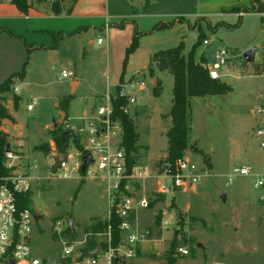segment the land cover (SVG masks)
I'll return each instance as SVG.
<instances>
[{"label":"rangeland","instance_id":"obj_1","mask_svg":"<svg viewBox=\"0 0 264 264\" xmlns=\"http://www.w3.org/2000/svg\"><path fill=\"white\" fill-rule=\"evenodd\" d=\"M146 1L148 6H145ZM28 3L31 9L54 13L55 9L66 12L71 0H28ZM108 7L111 14L117 13L133 21L132 26L126 30L116 31L110 36V40L105 32L93 31L71 39L64 37L56 58H52L53 63L48 67L45 76L36 69L27 76L25 74L26 90L23 92L22 103L13 92L16 81H19L17 78L0 93V104L6 112L16 113L18 122L16 133L28 137L23 139L9 136L5 148L8 145L9 150L12 147L14 151H19L20 156L24 157L23 162H28L27 164L34 162L32 171L25 169L26 172H20L23 174L28 172L29 177L32 197L31 205L27 208L32 214L36 210L39 211L42 218L33 225L30 240L32 255L37 258L53 259L60 255L62 249L60 239L54 234L57 223L64 230L61 234L63 240L68 245L75 244V249L81 247V253L87 239L96 244L106 241L104 234L96 235L89 230L97 223V220L92 218L105 219L110 211L109 182L103 174L97 173L91 177L83 176V172L79 171L62 179L45 160L49 158L54 163L56 155L68 153L74 156L68 166L75 161L82 165L81 152L86 150L84 148L89 146V138L94 136L89 135L88 130L82 132L81 129L87 127L80 122L73 125L74 128L69 124L63 127V121L60 124L57 122L59 117L55 118V122L58 127L62 125V128H54L52 125L47 128L52 116H56L53 106L55 99L70 96L69 104L71 103L75 109L86 106V109L89 107L96 110L102 99L99 95L109 92V95L114 97L120 78L123 76L125 80L133 71L146 67L152 53L174 48L182 42L183 52L187 54L200 32L209 44L206 46L201 44L195 50L194 60L199 61L204 57L207 65H211L216 52L224 48L230 57L218 71L217 80L226 83L232 89L226 95L190 100L189 143L204 154L202 157L192 149L186 150L184 155L199 169L206 171L207 176L200 180L197 192L168 193L163 197L164 200L153 202L161 207L157 211L138 210L137 223L140 230L151 219L150 213L155 214L152 218L154 223L157 213L160 214L162 209L166 210L170 223L166 229L161 226L160 230L153 227L150 239H147L145 231L139 232L137 226H134L137 232L144 236V240L136 243L135 254L131 258H126L123 264H169L168 258L173 259L175 264H264V207L257 203L258 191L252 186L257 176L264 173V150L259 147V139L255 135L262 115L254 113L256 110L264 109V65L258 66L259 51H256L253 64H247L242 58L246 50L256 49L264 41V32L257 15L248 13L252 4L245 8L244 12L247 14L241 21L235 14L217 10L216 7L209 5L208 14L198 19V15H202L203 11L197 8L195 0H108ZM184 14L190 15L187 18L192 25L184 22L176 27L153 31L161 24L173 22L177 15ZM135 30L147 35L141 36L137 47L129 51ZM98 37L103 39L100 46L96 42ZM6 39L3 37L0 43V84L9 76L3 75L4 57H7L8 53L11 55L13 53L12 48L4 49L8 47L5 45ZM15 53L17 57L18 54ZM25 56L22 53L21 68L17 73L27 61ZM63 73H71L72 77L64 79ZM146 77L158 81L160 95L155 97L148 80L147 90L136 93L140 98L138 103L145 106L134 120L137 150L131 160L134 177L128 179L134 192L129 195H134L139 190H144L148 195L155 191V185L157 189V183L161 181L157 176L161 172L160 168L167 153L165 134L171 126L170 119L167 118L172 101L171 75L167 71H159L158 80L154 67L152 78L148 70ZM71 79L79 81V87L74 95H69ZM33 97L38 99L34 110L26 112L27 102ZM153 98H157V102L152 103ZM59 102L66 106L65 109H61V117L66 120L64 116L68 111L66 97L61 98ZM10 117L11 119L5 123L16 124L15 119L11 115ZM81 122L91 124L92 128L100 130V122L94 114ZM54 129H62L61 134L72 132L62 139L68 143L61 148H57L56 143L52 141ZM0 131L4 133L1 123ZM73 141L81 147V151L75 148ZM105 141L112 146L116 145L115 136L111 133L106 139L102 138V142ZM232 144L241 147L239 155L230 156ZM242 167L250 168V175L233 174L234 169ZM145 172L149 176L143 188L141 180L144 179H140L138 174ZM35 175L37 179L31 180L30 177ZM112 192L110 190V193ZM174 195L176 197L172 198ZM69 219L74 220V230L67 229ZM104 219L98 221L103 223ZM78 242L83 243L82 246H79ZM179 247L187 248L189 255L180 256L176 250ZM114 264L122 263L117 261Z\"/></svg>","mask_w":264,"mask_h":264},{"label":"built area","instance_id":"obj_2","mask_svg":"<svg viewBox=\"0 0 264 264\" xmlns=\"http://www.w3.org/2000/svg\"><path fill=\"white\" fill-rule=\"evenodd\" d=\"M248 13L257 15L261 28L264 32V0L252 3V7ZM245 14L244 11L238 13V18H242ZM97 45L103 44L101 37L97 38ZM203 45H208L209 41L204 40ZM259 51L260 62L258 66L264 65V41L261 45L256 47ZM230 55L228 52L221 48L214 56V62L207 65V70L212 79L219 78V70L228 61ZM264 71V69H263ZM72 77L71 73H63L62 78L68 79ZM147 78L142 73H137L133 79H129L121 85L119 96L126 99V106L123 111L126 114L130 113L132 106L137 103L136 92L142 91L148 87ZM127 88V92L124 89ZM14 93L18 94L17 87H14ZM111 97L109 92L102 96L101 103L95 110V115L100 122V130L92 128L91 124H87L88 134L94 135L89 138V146L85 147L81 155L84 157L90 154V164L87 165L83 172L85 175L94 177L97 173H102L103 177L109 182V206L114 215L120 220L119 230L121 233V241L117 249L110 246V228L108 227L105 247H101L102 251L96 257L86 256L81 253V247L75 249L74 245H68L61 237L64 230L61 229L57 223L54 234L60 239L62 247L61 253L55 259L53 258H37L32 255L30 240L33 225L37 222L34 214L28 210L27 207H19L21 198L27 196L30 192L29 177L27 174L16 172L19 166L18 161L20 157L12 151L4 152L3 167L8 173L0 177V264H113L117 261L123 262L126 258H131L134 254L136 243L144 240V236L138 233L130 219L131 213L139 209H148L151 202L146 198H137L134 195H126L121 189L123 184L128 178L132 177L133 170L127 168L126 155L119 144L110 145L106 141L103 143L102 138L106 139L108 134L116 137H121V129L117 122H111L112 115ZM37 100L32 99L26 106L27 111H32L36 105ZM257 115H262V119L256 127L255 135L259 139V147L264 150V109L254 111ZM86 131V130H85ZM102 137V135H104ZM101 142V143H100ZM66 155L57 170V176L62 179L68 178L71 174H77L81 171L84 159L81 163L75 161L68 166L70 160L74 156L68 153H61ZM82 157V158H83ZM89 168H92L89 170ZM32 165L29 170H32ZM160 174L157 178L161 179L157 183L156 195L163 198L168 193H187L191 192V187L199 184L200 180L207 176V172L199 169L197 165L191 162L187 156H182L176 159L172 164L164 162L160 168ZM141 173L138 174L140 176ZM233 174L237 176L250 175V168L242 167L234 169ZM229 184V182L227 183ZM226 184V185H227ZM253 189L258 191L257 203L264 207V173L257 176L256 181L253 183ZM110 190L113 192L110 193ZM110 211L107 217L109 220ZM170 221L167 217H162L160 226L163 229L168 228ZM69 228L67 223V229ZM124 235V236H123ZM79 246L83 243L78 242ZM100 246V245H99ZM180 256L186 257L189 255L187 248L179 247L176 249ZM116 253V257L114 256Z\"/></svg>","mask_w":264,"mask_h":264},{"label":"crops","instance_id":"obj_3","mask_svg":"<svg viewBox=\"0 0 264 264\" xmlns=\"http://www.w3.org/2000/svg\"><path fill=\"white\" fill-rule=\"evenodd\" d=\"M214 1L213 0H195L197 8L199 7V9H202L201 11H203L201 13L202 15H198L200 17V18L197 17L198 19H202L201 16H206L208 14V8H209L208 5H209V6L216 7L217 10L233 13L235 14L236 18L239 21H241L243 17L238 18L237 15L239 12H231V10L232 9H240V10L245 9V8L250 7L252 4V0H214ZM189 16L190 15L188 14L177 15L176 19L173 21L174 23L173 27H176L180 23H184V22L188 23L189 25H192L190 23L189 18H187ZM133 23H134L133 21L127 20L126 17L121 16L117 13L111 14L109 11V7H108V0H78L75 3V5L72 7V9L70 10L69 14L62 12L59 15H55L52 12H46L45 10H42V9H31V8L28 10L27 14H23L11 3V0H0V43L2 42V38L6 37L7 42L5 41L6 42L5 45L8 47H5L4 49H8V48L13 49V53H12L13 57L10 53L7 54V57H4L5 61L2 63L3 64L2 70L4 72L3 75H6L5 77H7V75L11 76V75L17 74V71L20 70L21 68L22 53H24V56L26 55L25 57L27 59L26 71H25L26 76L32 73L35 69L42 76H45L48 67L53 63V61H51L52 58H56V54L60 46L63 43L64 37L66 39H71V38L79 37L83 33L93 31L97 33L105 32L107 38H109L110 40L111 39L110 36L115 34L116 31L126 30V28L128 29V27L132 26ZM119 25L121 26L120 28H119ZM108 42L109 41H107V45L109 47ZM15 52H17L18 54L17 57L15 55L16 54ZM154 53H152V55ZM195 62H198V61L195 60ZM147 66L138 71H133L132 74L130 75H127L124 82L128 81L129 79H133V77L137 73H142L146 77ZM158 72L159 71H157V79L159 80ZM9 76L7 78H9ZM26 76H24L23 80L16 81V85L14 86V87H17L18 89L17 96L19 97L20 103H22L23 101V98H22L23 92L26 90L25 89L26 85L24 82V79L27 78ZM146 78L149 82L151 81L150 78L148 77ZM70 86H71V89H70L69 95H74L77 88L79 87V81L76 79L75 80L71 79ZM147 88L142 91H138L136 93L145 92ZM124 91L127 92V88H125ZM103 95H99V96L102 97ZM64 97H67V96H61L55 99L53 106L56 110L55 111L56 116L55 115L52 116L50 124L47 125V128L51 127V125L54 128L58 126L57 123L55 122L56 117H59V120L57 121L59 124L63 121V127L69 124L71 128H74V126L79 122L81 124H85V127H87V123H83L81 121L88 116L91 117V115L93 114L95 115V110L89 107L86 109V106L75 109L73 106H71V103L69 104L68 102L67 103L68 111H66V115H64L66 116V120H63V118L61 117L62 112H61V109L59 108V103H60L59 101L61 98H64ZM33 98L38 100L36 97H33ZM139 99L140 98L138 97L137 102H136L137 104L135 106H132L130 110L131 111L130 118L133 120L135 128H136V123L134 122V120L137 119L140 113H142V110L145 106L144 104L138 103ZM151 101L152 103L157 102V98L156 99L153 98L151 99ZM20 103H19V106H20ZM29 103L30 102H27V105ZM170 107H171V104L169 106L168 112L170 110ZM25 110H26V107H25ZM33 110L32 111L26 110V112L30 113V112H33ZM9 114L15 119L16 124L7 125L5 123L7 120L6 119L2 120L0 123H1V129L4 131V134L7 135L8 138L9 136H11V138L19 137V138L27 139L28 137L25 138L24 135L22 136L21 133H16L15 131L18 125L16 113L13 114V112H10ZM87 129L88 127L81 129V131L84 132ZM120 141H121V137H118L117 139L115 138L116 144H120ZM232 145H236V144H232ZM237 147L238 148H237L236 155H239L241 153V147L240 146H237ZM10 151H12V153L20 157V160L18 161L19 166L16 168V172L20 173L23 171L26 172V170L28 171L29 167L34 162L32 164L31 163L27 164L28 162L27 163L23 162L24 157L20 156L19 151H14L12 147H10ZM45 160H47V165L50 166V168H52L53 170V167H54L53 161L50 160L49 158ZM131 169L133 170V168ZM27 175H28V172H27ZM148 176L149 175L146 172L141 173L140 176H138L140 179H144V180H141L142 184H144L143 188H145L146 178H148ZM133 177L134 175H132V177L130 178H133ZM30 178L33 181L37 179L36 175ZM128 179L123 183V191L126 195H129V193L134 192L132 185H129L130 181H128ZM154 189L155 191L150 194L148 193V195H146L147 193H145L144 190H139L135 192L134 194L135 197L139 199L146 198V199H149V201L151 202L149 208L143 209V210H148V211L154 210L155 212L161 208L158 206L157 203L153 204V202H156L159 199L164 200L163 198H158V196L156 195V185ZM197 191H198V186L197 185L192 186L190 193H194ZM180 194H184V193H180ZM28 197H29V205H28L29 207L31 205V197H32L30 192L28 194ZM174 197H176V195L172 196V198ZM152 205L153 207H151ZM137 212L138 210L136 212H132L130 219L132 221L133 226H137V229H138ZM34 213H37V215L40 216L39 220L42 219L39 211L36 210V212ZM154 215H155L154 213L152 214L150 213L151 219L149 220V222H147L143 226L141 230L138 229L139 232H142V231L146 232L148 228L154 227V223L152 222L153 221L152 218L154 217ZM163 216L167 217V219L169 220V216L167 215L166 210L162 209L160 214L157 213V217H160V220H161ZM92 219L98 221V220H103L104 218L94 217ZM104 220L106 221L107 218H105ZM158 230H160V223H159ZM96 235H101V234H96ZM158 236H160V233H158ZM154 240H157V239H154ZM97 246H99V244H97ZM120 263L123 264V262H120Z\"/></svg>","mask_w":264,"mask_h":264},{"label":"trees","instance_id":"obj_4","mask_svg":"<svg viewBox=\"0 0 264 264\" xmlns=\"http://www.w3.org/2000/svg\"><path fill=\"white\" fill-rule=\"evenodd\" d=\"M78 0H71L69 9L65 12L70 13V10ZM258 2V0H252V3ZM11 3L23 14H27L31 8L28 0H11ZM148 2L146 1V5ZM245 11V9H232L231 12ZM62 12L59 9L54 10L55 15H59ZM174 23L161 24L156 27L153 31L163 28H171ZM121 26L119 25V28ZM152 33V32H151ZM149 34V33H148ZM147 34H140L135 30L133 42L129 51L134 50L137 47L138 39L141 36ZM206 40L203 38V34L199 32L196 42L191 47L190 51L184 54V44L181 42L176 47L161 50L155 52L149 61L147 70L149 76L152 78L154 67L157 71H167L172 77V101L171 107L168 112V117L171 122V126L166 132L167 138V153L164 162L172 164L176 159L184 156L186 150H192L203 157L204 153L198 152L196 147L190 145V131H191V106L190 100L192 98H204L215 95H226L232 91L231 87L226 83H222L217 79H212L207 70V61L204 57H201L198 62L194 60L195 50ZM26 62L23 64L22 70L14 75L7 78L2 84H0V93L3 91L5 86H10L13 79L23 80L25 76ZM124 83L123 76L120 78V84L115 88V96L111 99L112 115L110 117L111 122H117L121 129V141L119 147L122 148L126 155L127 168L132 167V155L136 152V139L137 134L135 133V125L132 119L123 111L126 106V99L119 96L121 85ZM159 89V90H158ZM5 91V90H4ZM155 97L160 95V87L158 81H155L153 88ZM69 102L70 96L66 97ZM60 109H65L64 104L59 103ZM11 119L10 115L6 112V109L0 104V122L2 120ZM56 128H62L56 127ZM62 129H54L52 131V141L56 143V147L61 148L68 143L67 140L61 138ZM7 135L0 131V177L5 176L8 171L3 167L4 152ZM73 145L77 150L81 151V147L73 141ZM61 152V151H60ZM85 176V172H83ZM123 184H121V189ZM29 197L28 195L21 198L19 207H28ZM160 217L156 218L154 227H159ZM120 220L114 215L112 209L110 210V217L108 221L103 223L98 222L96 225L90 227V231L94 234H105L107 233L108 227L110 228V246L113 249H117L121 241V233L119 230ZM70 230V229H69ZM152 228L146 230L147 239L151 238ZM74 235V234H73ZM101 247H105L104 243L99 244ZM97 246L96 243L92 242L91 239L85 241V248L82 251L84 255L86 251L91 250ZM115 263V262H114ZM113 263V264H114ZM169 264H175L173 259L168 258Z\"/></svg>","mask_w":264,"mask_h":264},{"label":"water","instance_id":"obj_5","mask_svg":"<svg viewBox=\"0 0 264 264\" xmlns=\"http://www.w3.org/2000/svg\"><path fill=\"white\" fill-rule=\"evenodd\" d=\"M242 58L244 59V61L247 63V64H253L254 62V58H255V50L254 49H249V50H246L243 55H242ZM257 68V65L254 66V69ZM151 87L154 88L155 86V80L154 79H151V81L149 82ZM56 126V125H55ZM72 132L71 131H67V132H63L61 134V137L62 139H64L66 136H69L71 135ZM237 145H233L232 146V149L230 151V156L232 157L233 155H235L237 153ZM9 151V147L8 145L6 146L5 148V152H8ZM66 159V155L65 154H58L56 157H55V161H54V167H53V171H56L57 168L59 167L60 163ZM84 163H83V166L81 167V171L83 172L85 167L87 165L90 164V154H86L84 157ZM222 200H224V197L222 196ZM34 218L36 221L39 220L40 216L37 215V213H34ZM68 226L71 230H74L75 229V223H74V220L73 219H69L68 220ZM102 251V248L101 246H97L91 250H88L85 252V255L86 256H92V257H96L98 253H100ZM114 256L116 257V253H114ZM8 264H11L10 262Z\"/></svg>","mask_w":264,"mask_h":264}]
</instances>
